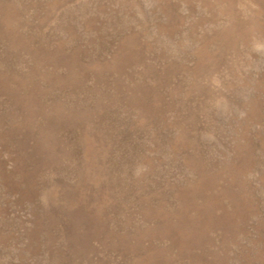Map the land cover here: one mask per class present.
Masks as SVG:
<instances>
[{
	"label": "rangeland",
	"instance_id": "obj_1",
	"mask_svg": "<svg viewBox=\"0 0 264 264\" xmlns=\"http://www.w3.org/2000/svg\"><path fill=\"white\" fill-rule=\"evenodd\" d=\"M0 264H264V0H0Z\"/></svg>",
	"mask_w": 264,
	"mask_h": 264
}]
</instances>
